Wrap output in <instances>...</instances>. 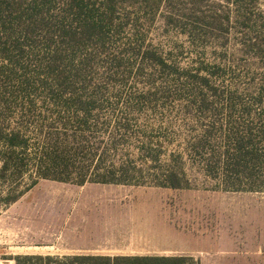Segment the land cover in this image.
Masks as SVG:
<instances>
[{
	"label": "trees",
	"instance_id": "obj_1",
	"mask_svg": "<svg viewBox=\"0 0 264 264\" xmlns=\"http://www.w3.org/2000/svg\"><path fill=\"white\" fill-rule=\"evenodd\" d=\"M255 1L0 0L4 204L43 180L264 193ZM158 26L182 43L161 50L150 39ZM14 261L198 264L157 255Z\"/></svg>",
	"mask_w": 264,
	"mask_h": 264
},
{
	"label": "rangeland",
	"instance_id": "obj_2",
	"mask_svg": "<svg viewBox=\"0 0 264 264\" xmlns=\"http://www.w3.org/2000/svg\"><path fill=\"white\" fill-rule=\"evenodd\" d=\"M254 8L260 23L264 0H256ZM150 39L163 51L182 43L159 26ZM4 187L0 184V264H15L16 256L25 255L230 253L242 242L238 232L264 227V193L43 180L6 205Z\"/></svg>",
	"mask_w": 264,
	"mask_h": 264
},
{
	"label": "crops",
	"instance_id": "obj_3",
	"mask_svg": "<svg viewBox=\"0 0 264 264\" xmlns=\"http://www.w3.org/2000/svg\"><path fill=\"white\" fill-rule=\"evenodd\" d=\"M254 226V230L238 232L241 238L239 245L230 253L220 251L219 254L200 250L197 254L190 253L187 256L198 264H264V227ZM176 256V255H157ZM10 264L12 262L10 261Z\"/></svg>",
	"mask_w": 264,
	"mask_h": 264
}]
</instances>
